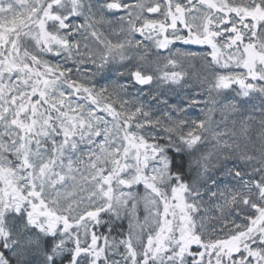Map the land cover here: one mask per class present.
<instances>
[{"label":"snow or ice","instance_id":"6c2138e0","mask_svg":"<svg viewBox=\"0 0 264 264\" xmlns=\"http://www.w3.org/2000/svg\"><path fill=\"white\" fill-rule=\"evenodd\" d=\"M0 264H264V0H0Z\"/></svg>","mask_w":264,"mask_h":264},{"label":"trees","instance_id":"16d2710c","mask_svg":"<svg viewBox=\"0 0 264 264\" xmlns=\"http://www.w3.org/2000/svg\"><path fill=\"white\" fill-rule=\"evenodd\" d=\"M191 47H193V48H197L198 46H191Z\"/></svg>","mask_w":264,"mask_h":264}]
</instances>
